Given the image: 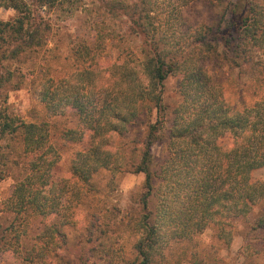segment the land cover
Wrapping results in <instances>:
<instances>
[{
    "label": "trees",
    "instance_id": "obj_1",
    "mask_svg": "<svg viewBox=\"0 0 264 264\" xmlns=\"http://www.w3.org/2000/svg\"><path fill=\"white\" fill-rule=\"evenodd\" d=\"M5 1V6L14 8L17 15L12 20H0V60L3 63L34 45L43 44V34L34 25L33 7L37 3L53 7L58 0H36V4L25 0ZM160 1L107 0L104 4L112 12L118 7L127 9L126 15L131 21L128 35L141 38L142 44L137 58V50H133L128 63H114L107 69L108 74L101 68L104 77L100 99L95 92H92L94 95L80 94V88L62 90L61 87L71 81L67 74L61 79L50 78L51 85L42 88L43 99L52 111H59L62 105H72L93 132L91 148L72 166L76 180L72 184L65 179L55 181L52 178L59 153L51 140L49 125L27 121L4 105L2 83L13 78L12 70H8L6 79L0 78V142L11 136L21 139L27 170L16 183L13 211L24 218L40 214L49 221L47 239L41 246V264L52 262V255H57L66 245L63 227L76 224L75 207L82 196L93 189L91 180L98 167H119L118 159L111 160L112 152L107 148L111 145L107 142L108 133L123 132L130 123L138 125L142 111L150 119L145 121L146 129L137 131L138 158L129 168L145 174L140 199L143 235L135 244L139 257L136 264H152L153 255L162 248L168 234L179 237L186 231L203 230L213 222L221 230L230 224L226 233L232 236L233 221L248 216L256 205L259 210L254 228L264 229V181L253 177L256 170L264 167V64L259 60L263 44H258L264 35V6L251 0H221L222 20L216 33L226 38L221 42L233 48V56L241 57L244 61L241 65L249 68L248 86L256 97L240 110L227 103L219 77L206 63L210 55L214 58L220 54L219 44L211 42L214 40L210 37L213 27L206 26L208 31L197 36L189 49L181 48V57L177 58L173 50L167 51L161 46V37L158 38L169 17L164 19L165 14L158 10ZM192 1L182 0L184 5ZM223 23L230 37L222 31ZM109 35L110 31L101 30L97 34L99 42L104 44ZM233 38L239 40L238 44H232ZM247 41L250 44H245ZM93 50L85 45L75 49L79 55L92 58V62L83 63V72L92 73L99 68H95ZM227 50L225 59L236 61ZM177 73L182 74V99L175 109L172 126L167 128L164 83ZM110 85H113L111 93ZM153 114L154 120L151 119ZM226 131L231 132V140L228 144L220 143L219 138ZM166 139L172 154L168 157L165 175L153 168L152 148ZM103 140L106 148L102 149ZM2 156L7 157L5 153ZM159 190L160 204L154 214L149 198ZM66 196L68 201L77 199L73 209L65 203ZM57 216L59 219L53 220Z\"/></svg>",
    "mask_w": 264,
    "mask_h": 264
},
{
    "label": "rangeland",
    "instance_id": "obj_2",
    "mask_svg": "<svg viewBox=\"0 0 264 264\" xmlns=\"http://www.w3.org/2000/svg\"><path fill=\"white\" fill-rule=\"evenodd\" d=\"M251 1L264 6V0ZM5 2L0 0V20H12L17 12L12 7H6ZM25 2L37 3L36 0ZM106 2L107 0H58L53 7L37 3L33 7L34 25L43 34V44L34 45L17 58L5 60V63L0 60V78L6 79L8 70L13 73L10 81L2 83L4 105L10 112L20 114L27 121L46 122L49 125L51 140L59 153V161L52 171L55 181L65 179L69 184L76 181L72 175V166L80 155L91 148L93 132L72 105H62L59 111H52L43 99V86L51 85L50 78L61 79L67 74L71 81L61 87L62 90L69 91L71 88L75 91L74 88H80V94L90 95L95 92V96L100 99V84L104 77L102 69L107 71L114 63H128L133 50H137V58L142 44L141 38L134 39L128 35L131 21L126 15L127 9L118 7L112 12L104 7ZM158 6V10L165 14L164 19L169 16L158 34L161 46L167 51L173 50L174 55L180 58V49L192 47L196 37L208 31L206 26L211 25L213 28L210 37H214L211 42L219 44L220 54L214 58L210 55L206 63L219 77L227 103L242 110L246 104L253 102L256 97L251 94L253 89L248 86L249 68L246 64L241 65L244 63L241 57L233 56V48L229 49L221 42L226 38L216 33V27L222 20V1L194 0L184 5L182 0H161ZM221 28L228 36L224 23ZM101 30L110 31L104 44L97 37ZM233 40L232 44H238V39ZM245 44L250 43L247 41ZM258 44H263L259 49V60L264 64V35ZM84 45L94 48L92 53L94 62L96 61L95 68H102L101 70L98 68L92 73L82 71L83 63L92 62L90 56L83 57L75 52L78 46ZM226 50L236 61L225 59ZM181 80L182 74L177 73L169 76L164 83L167 128L172 126L175 109L182 99ZM61 85L63 84H59ZM112 89L113 85H110V93ZM141 113L138 125L130 123L123 132H110V137L106 136L108 144H111V148L107 145L112 152L111 160L118 159L116 164L119 167L110 169L99 166L92 176L93 189L83 195L77 205V199L68 201L67 196L64 197L68 207L73 209L76 205L74 215L77 222L63 227L67 235L66 245L57 255H52V262L44 264L138 262L135 244L143 235L140 226V199L145 174L132 172L129 168L132 167L131 162L138 158L139 149L135 141L137 131L146 129L145 121L150 119L143 111ZM154 118L155 114L151 116V119ZM231 137V132L226 131L219 142L228 144ZM168 143L169 140L166 139L164 142H157L152 148L153 168L158 172L163 171L165 175L169 167L167 160L172 154ZM101 148H106V143ZM3 153L7 155L6 158L2 156ZM26 171L21 139L11 136L1 141L0 264H41V246H44L49 232L48 217L38 214L24 218L13 211L14 189ZM253 177L264 181V167L256 170ZM76 188L80 189V186L76 184ZM159 194L160 190L158 193L155 191L149 198L154 214L160 204ZM258 210L259 206L256 205L248 216L235 219L232 236L226 233L230 224H226L224 230H221L213 222L203 230L186 231L185 235L179 237L168 234L162 248L157 249L153 255L152 264H264V229L254 228ZM54 219L58 220L59 216L53 217Z\"/></svg>",
    "mask_w": 264,
    "mask_h": 264
}]
</instances>
